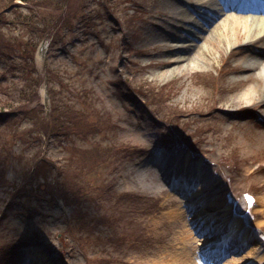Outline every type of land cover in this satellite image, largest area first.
Here are the masks:
<instances>
[{
  "label": "rangeland",
  "instance_id": "obj_1",
  "mask_svg": "<svg viewBox=\"0 0 264 264\" xmlns=\"http://www.w3.org/2000/svg\"><path fill=\"white\" fill-rule=\"evenodd\" d=\"M67 2L41 9L53 41L32 71L23 60L30 79L0 56V264H210L232 219L248 246L227 241L213 264H264V81L246 69L262 62L263 41L222 38L227 18L243 15L219 0ZM15 3L0 38L28 54L36 2ZM249 86L260 98L242 104ZM66 103L79 114L63 116ZM242 108L251 114L232 115ZM62 123L78 132L48 139ZM197 169L206 191L178 189Z\"/></svg>",
  "mask_w": 264,
  "mask_h": 264
},
{
  "label": "trees",
  "instance_id": "obj_2",
  "mask_svg": "<svg viewBox=\"0 0 264 264\" xmlns=\"http://www.w3.org/2000/svg\"><path fill=\"white\" fill-rule=\"evenodd\" d=\"M24 1H26V0H24ZM27 1H29L30 4L32 2H36V3H34V8H35L34 11L35 12L32 13L33 15H31L29 17V21L39 20V15H44V13H40L42 8L44 10H47V9H55L56 10L57 9L59 11L63 8V6L66 7L67 3H68L67 0H33V1L27 0ZM37 5H41L39 7L40 9L38 11L36 10ZM18 7H19V5H16L15 0H13V1H11L10 5H9L8 11H0V34L5 32L3 30L4 27L10 25L11 15L12 14H18L17 13ZM134 10H137V9H134ZM112 11L115 12V9H113ZM107 12H109V11H107ZM42 21H45V20H42ZM42 21H37L38 24L32 23V22H30L31 24L26 23V26L30 28L29 31L32 34V37H31L32 39L30 41H34V42H32L31 48L28 50V54L25 51V48H26L25 42H22L20 39H17L19 44H18V46H16V45L11 44L13 41V38H15V37H8V38L4 37L5 39L0 38V56H1V58L3 57L6 62H8L9 70H11V68H12L13 71L16 72V75H18V79H22V78L30 79L31 78V76L29 77V75H27V72L25 73L26 67L24 66L25 64L23 63V60H26L28 62V64L31 63L30 71H32L33 67L35 65L34 64V56H35L37 47L42 40L49 37V36H46L48 33L47 34L42 33L43 29H45V27L43 28V26L48 25L45 22L41 23ZM47 23H49V21ZM36 25H37V27H35ZM34 38H36L37 40H34ZM51 44H52V42H51ZM18 48L23 50V54L19 53ZM49 97H50V93H49ZM51 98H52V94H51ZM61 105H59V107H58V105H56L57 111H58V109L60 110ZM63 105H65L64 106L65 111L61 112L63 116H70V118H72L75 114L78 113V112H76V110L73 107L69 106V104L67 105V103H66ZM50 106L53 108L52 99H51V105ZM55 111L56 110L53 109L52 120H53L54 124L57 122V120L55 119V116H54ZM20 116H21V113H19L18 110L11 112V120H14L16 117H20ZM58 118H59V116H58ZM59 123L61 124V122H59ZM68 124L72 125L73 123L69 122ZM74 124H76V123H74ZM63 125L65 127V128H62L64 133H62V132L55 133V130H50V128L48 130L46 127L45 132L47 133L48 139L55 138V137L57 138L58 136H61V138H65L68 133L78 132V130H75V128H72V127L62 123L61 126H63ZM62 134H64V135H62ZM115 153H116V155L118 154V152H115ZM91 160H93V156H92ZM41 162H44V161H41ZM39 169H40V167H39V165H37L35 167L34 173H32L34 175V177L38 180H40L39 174H38ZM39 173H40V170H39ZM63 201H65V199ZM79 239L80 238H78V241H79ZM76 242H77V240H76Z\"/></svg>",
  "mask_w": 264,
  "mask_h": 264
},
{
  "label": "bare ground",
  "instance_id": "obj_3",
  "mask_svg": "<svg viewBox=\"0 0 264 264\" xmlns=\"http://www.w3.org/2000/svg\"><path fill=\"white\" fill-rule=\"evenodd\" d=\"M229 9L233 10L231 5L229 6ZM239 11L242 13L243 12L244 13H250L251 15H254V16H247V18H245L243 16H241V17L229 16L227 18L226 22H224V28L226 29V32H225V34L221 35V37L223 38V37H225V35H227V36L232 35V33L229 32L230 30L236 31V32L238 30H240V31H242L241 36L245 37V40H250L248 42H252L253 44H256L258 42L261 43V41H263V51L262 52L264 53V0H262L260 2L256 0L255 7L250 6V7L246 8V7L242 6V7H240ZM218 36H220V35H218ZM191 45H193V44H190L189 46H191ZM213 45H214V42L211 43V46H213ZM182 60H187V59H185L184 57L178 58L177 62L182 61ZM261 61L262 62H258V61L254 62L250 67H246V69L248 71H250L251 73H254L255 71H259L258 74L261 77V80L263 83V81H264V59H262ZM191 62H193L192 64H194L196 66L197 60H191ZM249 64L250 63H248L247 65H249ZM188 65H189V63H188ZM189 67H191V66L189 65ZM254 88L255 87H252V86L247 87L245 89V91H243V93L238 97L239 102H242V104H249L253 100L260 98V97H256V96H258V92ZM242 109H239V110H242ZM239 110H237V111H239ZM234 123H236V122H234ZM168 163H169V161H166V160L163 161V165L168 164ZM155 168H158V169L161 168L160 164H155ZM197 171H198V169H197ZM175 174H176V169L172 168L169 172V175H172L171 176L172 179L174 178L173 175H175ZM199 175H200V173H199ZM144 176H147V175H144ZM162 179L164 181L166 180L169 183V180L167 177H164ZM200 181H201L200 178H183L178 185V189L187 190V189L194 188L198 185L200 186ZM167 187H168V189L173 191L177 186L174 187V186L168 184ZM196 190H197V192H196L197 194L198 193L201 194L202 192L206 191V185L202 184ZM202 200H204V198H202ZM195 218L196 219L200 218V222L203 221V218L199 213H196ZM204 220L206 221V219H204ZM229 224H230L229 228H228L229 229V235H238V233H239V232H237L239 229L238 221L235 219H232ZM214 225H217V224H214ZM211 227H213V225ZM245 236H244L243 240L246 242ZM240 237L241 236H239V238ZM246 239H249V236H246ZM244 241H242V242H244ZM239 242L237 243L238 245H239ZM261 245H262V242L260 243L259 246H261ZM191 247H192V245H191ZM207 250H208V252L205 253L206 256L210 255V252L212 251V249H207ZM218 251H220V250H218ZM185 252H186V259H188L189 258V252H188V250H186ZM250 252L251 251L249 250L248 253H250ZM220 253L221 252L217 253V255H215V254L210 255V257L208 258L209 263L213 264L214 261L218 260L220 258L219 257ZM232 259H234V258H232ZM258 259H260V258L257 257V260ZM187 261L188 260H186V262L184 261L183 264H188Z\"/></svg>",
  "mask_w": 264,
  "mask_h": 264
},
{
  "label": "water",
  "instance_id": "obj_4",
  "mask_svg": "<svg viewBox=\"0 0 264 264\" xmlns=\"http://www.w3.org/2000/svg\"><path fill=\"white\" fill-rule=\"evenodd\" d=\"M246 199L248 201V204H250L251 203V198H249L248 196H246Z\"/></svg>",
  "mask_w": 264,
  "mask_h": 264
}]
</instances>
